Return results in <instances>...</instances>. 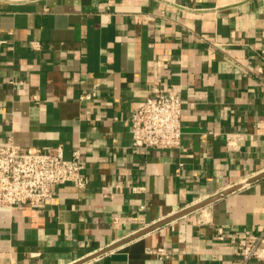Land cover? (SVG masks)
<instances>
[{
  "label": "crops",
  "instance_id": "0c3cea01",
  "mask_svg": "<svg viewBox=\"0 0 264 264\" xmlns=\"http://www.w3.org/2000/svg\"><path fill=\"white\" fill-rule=\"evenodd\" d=\"M153 85L181 93L183 137L144 154L131 117ZM9 138L80 148L87 186L0 207V264H237L217 228L242 238L264 224V0H0Z\"/></svg>",
  "mask_w": 264,
  "mask_h": 264
},
{
  "label": "built area",
  "instance_id": "2783aa9c",
  "mask_svg": "<svg viewBox=\"0 0 264 264\" xmlns=\"http://www.w3.org/2000/svg\"><path fill=\"white\" fill-rule=\"evenodd\" d=\"M32 44L36 48L41 46L39 42ZM95 96V92H84L80 98L91 100ZM182 113L183 100L178 89L153 85L132 114V148L144 154L152 149L179 148L183 137ZM242 138L241 134L229 136L228 148L237 149V141ZM85 168L86 161L80 148L68 158L61 145L23 148L9 138L0 144V207L39 206L53 198L54 187L58 184L72 183L77 188H85ZM132 189L140 191L143 187L132 186ZM114 219L117 222L118 218ZM217 238L235 246L237 264L264 260V224L258 233L242 238H235L223 227H218ZM157 253L164 256L167 252L158 248Z\"/></svg>",
  "mask_w": 264,
  "mask_h": 264
},
{
  "label": "water",
  "instance_id": "95a60500",
  "mask_svg": "<svg viewBox=\"0 0 264 264\" xmlns=\"http://www.w3.org/2000/svg\"><path fill=\"white\" fill-rule=\"evenodd\" d=\"M252 180H253V179H251L250 181H252ZM239 187H240V186H236V187H234V188L227 189V190L221 192L220 194H217V195L213 196L212 198H210V199H208V200H205V201L200 202V203H198V204H196V205H194V206H191V207H189V208H186L185 210H182V211L179 212L178 214H175L174 216H171V217H169L168 219L164 220L162 223L146 228V230H145L144 232L146 233V232H148V231H150V230H152V229H154V228L160 226V225L163 224V223H166V222H168V221H170V220H173L174 218H176V217H178V216L184 215V214H186V213H188V212H190V211H192V210H195V209H197V208H200V207H202V206H204V205H206V204H208V203H210V202L216 200L217 198H219V197H221V196H223V195H225V194H227V193H229V192H231V191H233V190L238 189ZM111 249H112V248L105 249V250L99 252L97 255L102 254V253H104V252H107V251H109V250H111ZM90 258H92V257H90Z\"/></svg>",
  "mask_w": 264,
  "mask_h": 264
}]
</instances>
